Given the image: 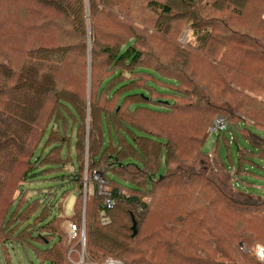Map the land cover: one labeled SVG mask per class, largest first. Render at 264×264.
I'll use <instances>...</instances> for the list:
<instances>
[{
  "label": "trees",
  "instance_id": "trees-1",
  "mask_svg": "<svg viewBox=\"0 0 264 264\" xmlns=\"http://www.w3.org/2000/svg\"><path fill=\"white\" fill-rule=\"evenodd\" d=\"M131 1L0 0V264H264V0Z\"/></svg>",
  "mask_w": 264,
  "mask_h": 264
},
{
  "label": "rangeland",
  "instance_id": "rangeland-1",
  "mask_svg": "<svg viewBox=\"0 0 264 264\" xmlns=\"http://www.w3.org/2000/svg\"><path fill=\"white\" fill-rule=\"evenodd\" d=\"M136 1H138V0H132L131 2L134 3ZM135 6L136 5L134 3V7ZM176 15H177V13H176ZM182 20L183 19L180 18V19H178L176 21V23L177 24L178 23H182L183 22ZM102 21H107V20H102ZM180 29L181 30L179 32V41L181 43H186V41H188L191 37H193L192 35H193V31L194 30H193L191 24H183V26ZM165 41H166V39H165ZM151 50H154V48L151 49ZM148 52L149 53H153L152 51H148ZM251 130L254 131V128L252 127ZM227 138H228V136H227ZM218 146L220 147L219 150L221 149L222 157L225 160L226 164L227 165H230V162H229V159H228V151H227V147H226V142L224 140L218 141L217 136H216V133H211V135L208 137V139L206 141L205 151L208 152V153L209 152L210 153H213L218 148ZM231 149H232V156L235 157V155L237 154V147H236V145L234 144L233 146H231ZM236 161H237V159H236ZM256 163H258V162H256ZM261 169H264V163L261 164L260 168L259 167L258 168L255 167L253 169V172L256 173V174H258V176H262V174L264 173V171L261 170ZM247 181L250 183V185L254 184L255 188L254 189L253 188H249L248 190H245V189H243V188L240 187V188H237V190L245 191L247 194L253 193L257 197L264 196V194H263L264 193V180H263V178L258 177V179H256V181L255 180H250V179L247 180ZM75 201H76V195L75 194L70 195L67 198V200L65 201V205H64V216L66 218H70L73 215ZM81 233H82L81 234V239L84 242V248H85V243H86V229H85V226L84 225H83V228L81 230ZM258 250H257V252H258ZM245 251L248 252V250H245ZM263 253L264 252H262V254ZM258 257H259V255H258ZM261 257L262 258H259V259H260V261H262L264 263V255H262ZM77 260H78V258L75 259V261H77ZM82 263L84 264V258L83 257H81V260H80L79 264H82Z\"/></svg>",
  "mask_w": 264,
  "mask_h": 264
},
{
  "label": "built area",
  "instance_id": "built-area-1",
  "mask_svg": "<svg viewBox=\"0 0 264 264\" xmlns=\"http://www.w3.org/2000/svg\"><path fill=\"white\" fill-rule=\"evenodd\" d=\"M226 130H227L226 120L221 118V117L217 118L215 120L214 124L210 128L211 133H222V132H225ZM105 208H106V210L102 211L101 218H100L101 224L104 226L110 224V218L108 215V211H110L114 208L113 202L110 200H107L105 202ZM76 233H77L76 227L71 224L69 227V230H68V235H69L70 239L76 238V235H77ZM262 252H264V249L260 248L257 252L259 255V258H262L261 256L264 255V253L262 254ZM106 264H121V263L112 260V261H108Z\"/></svg>",
  "mask_w": 264,
  "mask_h": 264
},
{
  "label": "water",
  "instance_id": "water-1",
  "mask_svg": "<svg viewBox=\"0 0 264 264\" xmlns=\"http://www.w3.org/2000/svg\"><path fill=\"white\" fill-rule=\"evenodd\" d=\"M132 221H133L132 231H133V234L135 235L136 234V230H137V224L135 222L134 217H132Z\"/></svg>",
  "mask_w": 264,
  "mask_h": 264
}]
</instances>
